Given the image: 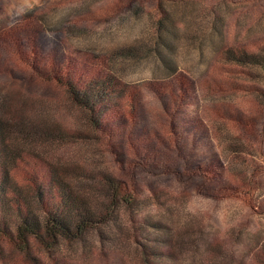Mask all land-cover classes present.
<instances>
[{
	"label": "rangeland",
	"instance_id": "obj_1",
	"mask_svg": "<svg viewBox=\"0 0 264 264\" xmlns=\"http://www.w3.org/2000/svg\"><path fill=\"white\" fill-rule=\"evenodd\" d=\"M230 50L264 54V0H0V113L69 135L10 142L69 172L79 195L96 200L107 173L138 197L82 240L34 245L41 264H264V70ZM20 57L100 65L127 91L120 130L95 132ZM156 239L163 254L144 255Z\"/></svg>",
	"mask_w": 264,
	"mask_h": 264
},
{
	"label": "trees",
	"instance_id": "obj_2",
	"mask_svg": "<svg viewBox=\"0 0 264 264\" xmlns=\"http://www.w3.org/2000/svg\"><path fill=\"white\" fill-rule=\"evenodd\" d=\"M161 12L166 14L162 8ZM158 55L163 64L169 63L162 52L158 51ZM226 55L228 61L264 70L262 53L230 50ZM20 58L29 63L28 57ZM29 64L40 79L55 82L64 89L95 132L110 138L120 130L127 91L112 76L104 74L100 65L81 67L66 60L62 65L50 63L43 69L37 62ZM169 69L173 74L177 72L175 67ZM129 101L135 107V97ZM15 133L34 139L69 137L59 130L51 131L46 125L41 128L34 123L8 121L0 113V264L8 253L22 255L29 264H41L34 254V245L50 252L61 240H82L90 230L113 223L121 207L136 206V190L107 173L101 174L91 189L96 200L79 195L67 180L69 172L13 145L10 137ZM145 222L153 228L164 227L160 222ZM154 244L142 245L144 255L148 250H154V255L163 254L159 248L166 242L156 239Z\"/></svg>",
	"mask_w": 264,
	"mask_h": 264
}]
</instances>
